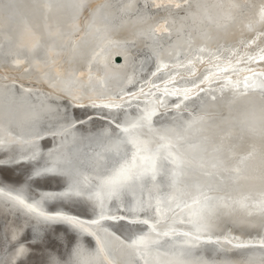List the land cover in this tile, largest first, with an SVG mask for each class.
I'll use <instances>...</instances> for the list:
<instances>
[{
  "label": "bare ground",
  "instance_id": "1",
  "mask_svg": "<svg viewBox=\"0 0 264 264\" xmlns=\"http://www.w3.org/2000/svg\"><path fill=\"white\" fill-rule=\"evenodd\" d=\"M262 57L264 0H0V264H49L70 243L86 264H134L128 238L147 226L132 221L151 216L162 191L173 219L186 217L183 203L198 191L211 199L192 255L153 251L148 264H247L253 250L235 245L264 237ZM141 111L154 112L153 131L172 141V155L157 161L162 180L55 202L75 228L43 230L13 198L94 195L85 177L109 118ZM36 229L46 238L33 243Z\"/></svg>",
  "mask_w": 264,
  "mask_h": 264
},
{
  "label": "snow or ice",
  "instance_id": "2",
  "mask_svg": "<svg viewBox=\"0 0 264 264\" xmlns=\"http://www.w3.org/2000/svg\"><path fill=\"white\" fill-rule=\"evenodd\" d=\"M159 70L157 68V71ZM199 83L202 84L204 81L201 80ZM193 87H199V84L193 82ZM249 87L250 85L246 79L244 88L248 89ZM200 91L204 92L205 90L201 88ZM241 94L246 95L247 92ZM212 98L215 99L214 96ZM185 99H188L187 94H185ZM105 107L110 106L105 105ZM112 107L122 108L121 105ZM176 107L179 109L180 105L178 104ZM154 115V112L141 111L135 118L131 119L121 120L115 116L109 118L108 128L101 134L105 145L102 151L96 153L92 162L91 181L85 177V183L90 184L91 188L95 190L94 195L86 194L81 188L74 193L65 191L41 192L39 199H32L31 202H26L23 196L19 194L13 198L34 215L38 223L43 226V230L56 224L75 228L79 224L77 217L56 209L55 202L71 199L73 195L77 198L92 201L99 199L100 192H107L111 197H119L139 183L162 180L165 173L160 170L163 166L158 165L157 161L160 159L162 152L171 156L173 145L171 138L159 129L153 131L156 128ZM153 141L157 143L154 149L146 146L153 143ZM165 162H167V157ZM50 172H52L51 169H45L43 173L35 171L34 176L40 177ZM56 175L66 176L67 174H53V178ZM29 179H32V177L30 176ZM76 185H79L78 181ZM149 199L151 201V194ZM210 199L211 197L207 194L198 191L197 194L190 197V202L185 201L183 203V208L188 210L186 217L173 219L172 217L175 216L174 209L169 207L170 214L162 212V205L167 203V198L162 191L161 198L155 204H149L152 215L138 221H132V223L147 226V230L140 229L128 238V246L132 249L134 264H148L147 254L153 251L157 253L163 251L166 255L170 254L185 259L191 256L192 246L203 239L205 225L202 223V213L207 201ZM177 207H180V205H177ZM260 207L264 208V201L260 202ZM143 210L146 211L147 209ZM101 218H104L102 201ZM168 221H171V223L169 224ZM93 222L95 223V221ZM161 225V228L157 227ZM179 226H187V230H178ZM41 230H35L33 243L38 240L43 241L46 238L40 235ZM203 242L214 243L210 238ZM235 247L252 249L247 264H256V250H259L264 256V237L247 243H239ZM24 252V247H21L20 253L23 254ZM49 264H86V262L81 257L79 246L73 248L70 243L67 253L60 254V259L51 257ZM260 264H264V259H261Z\"/></svg>",
  "mask_w": 264,
  "mask_h": 264
}]
</instances>
